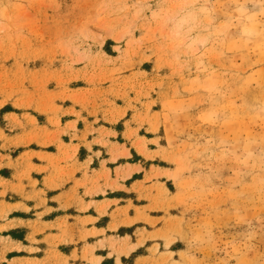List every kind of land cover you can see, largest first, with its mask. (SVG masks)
<instances>
[{
	"label": "rangeland",
	"instance_id": "rangeland-1",
	"mask_svg": "<svg viewBox=\"0 0 264 264\" xmlns=\"http://www.w3.org/2000/svg\"><path fill=\"white\" fill-rule=\"evenodd\" d=\"M0 264H264V0H0Z\"/></svg>",
	"mask_w": 264,
	"mask_h": 264
}]
</instances>
